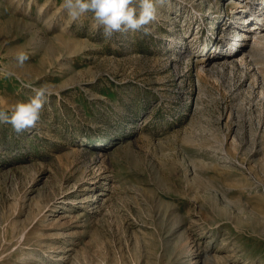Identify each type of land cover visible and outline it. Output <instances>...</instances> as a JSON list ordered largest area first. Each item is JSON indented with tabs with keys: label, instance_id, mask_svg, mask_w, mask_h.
<instances>
[{
	"label": "rangeland",
	"instance_id": "1",
	"mask_svg": "<svg viewBox=\"0 0 264 264\" xmlns=\"http://www.w3.org/2000/svg\"><path fill=\"white\" fill-rule=\"evenodd\" d=\"M263 9L162 0L108 40L0 0V109L52 92L35 128L0 123V264H264V30L237 34Z\"/></svg>",
	"mask_w": 264,
	"mask_h": 264
},
{
	"label": "clouds",
	"instance_id": "2",
	"mask_svg": "<svg viewBox=\"0 0 264 264\" xmlns=\"http://www.w3.org/2000/svg\"><path fill=\"white\" fill-rule=\"evenodd\" d=\"M160 2L162 0H63V7L73 21L91 12L105 39L111 40L116 33L143 32L148 35L147 26L157 19ZM28 58L23 52L17 56L21 65ZM33 92L26 101L16 103L10 113L0 109V123L10 125L17 135L36 127L52 94L46 84L34 88Z\"/></svg>",
	"mask_w": 264,
	"mask_h": 264
},
{
	"label": "bare ground",
	"instance_id": "3",
	"mask_svg": "<svg viewBox=\"0 0 264 264\" xmlns=\"http://www.w3.org/2000/svg\"><path fill=\"white\" fill-rule=\"evenodd\" d=\"M262 12L264 13V9L262 10ZM244 21H245V18H244ZM243 26H247L246 24H244ZM258 28H260V25H259V22H255V23H252L251 25H250V29H248V30H242V31H237L238 33V35L240 36V38L242 39V40H244V39H247V38H256V37H254L255 36V34L256 33H258L259 34V32H261L262 30H264V29H261V30H257ZM241 39H239V40H237V42L238 41H240ZM255 40V39H254ZM257 41H259V42H262V41H264V37H261V38H259ZM255 42V41H254ZM242 48V43L239 45V47H237V48H234L228 55L229 56H227L226 57V55L224 56L225 58H230V57H237L236 55H237V53H238V51H240V49Z\"/></svg>",
	"mask_w": 264,
	"mask_h": 264
}]
</instances>
